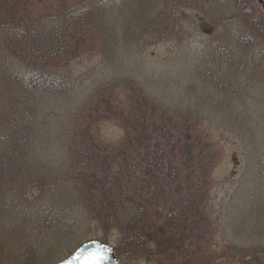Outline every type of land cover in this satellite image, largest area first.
<instances>
[{
    "label": "trees",
    "instance_id": "1",
    "mask_svg": "<svg viewBox=\"0 0 264 264\" xmlns=\"http://www.w3.org/2000/svg\"><path fill=\"white\" fill-rule=\"evenodd\" d=\"M33 1L0 0V250H11L8 264H57L73 253L58 251L66 238L86 224L114 245L121 264H264V244L235 236L239 222L251 225L255 201L264 219V144L252 156L240 124L264 91V15L254 1L51 0L39 15ZM187 24L220 39L206 44L194 69L198 80L208 77L192 90L210 108L176 109L135 80L97 82L91 71L59 69L97 47L114 66L145 43L184 40ZM75 92L82 98L65 117L44 103ZM219 94L235 108L226 98L214 104ZM209 120L244 142L253 175L243 180V204L228 223L234 232L223 229L218 252L211 251L221 226L210 205L218 154L205 138ZM106 122L124 131L121 144L99 139L96 125Z\"/></svg>",
    "mask_w": 264,
    "mask_h": 264
},
{
    "label": "rangeland",
    "instance_id": "2",
    "mask_svg": "<svg viewBox=\"0 0 264 264\" xmlns=\"http://www.w3.org/2000/svg\"><path fill=\"white\" fill-rule=\"evenodd\" d=\"M63 1L69 5L76 2V0ZM253 1L258 12L264 15V0ZM51 2V0H34L32 10L38 15L46 13L50 9ZM186 28L189 36L184 40L162 44L145 43L142 47L144 51H140L142 56L135 50L130 49L115 61L114 66H108L109 62H104L102 54L97 47L94 52L91 51L82 56L72 58L59 69L62 73L69 75H83L91 71L93 72L92 78L98 79L97 82L118 78L135 80L142 84L153 97L163 100L167 105L176 109H186L188 107L199 109L201 104L205 105L203 109L210 108L213 105L211 101L206 102L200 98L199 92L192 90L200 88L201 80L208 77L198 80L197 76L194 75V69L199 63V57L205 52L206 44L211 46L212 41V45H215L217 40L220 39L215 31L213 36L208 34L211 28L202 30L200 25L189 24L186 25ZM228 31L231 32L232 30ZM220 32H222V29L218 30V33ZM218 86L219 90L217 91H220L223 85L219 83ZM80 93L82 92H75L63 100L51 102L50 100H45L44 103L47 108L53 109L57 115L65 117L74 112L82 98ZM197 96L199 97L197 98ZM225 98L226 96L223 94L216 95L214 104L219 103L217 101L222 102ZM225 101L230 103L226 106L235 108V105L232 104L233 101L228 98ZM249 104L251 105L250 109L245 113L247 115L245 116L246 121L240 124L246 128L244 129L245 143L253 154L252 156H255L254 152L257 151L255 147L259 148V144H264V91H258L254 95V100H250ZM217 122L219 121L209 120L203 124L206 130L205 138L207 137L208 141L213 144V149L218 154V160L211 174L210 205L213 209L214 218L220 217L219 224L221 228L216 236L219 248L217 250L212 249V252H218L225 246L223 229H227V234H233L234 231L230 230L228 223L235 219V206L243 204L241 196H239V192L246 188V186H242L243 180L246 174L253 178V175L247 169L249 165L247 146L243 144L244 142L242 143V141L235 139L233 133L225 134L219 132L215 128L218 125ZM232 122L235 124V118ZM221 124L225 123L221 122ZM96 133L101 141L111 146L121 144L125 137L124 131L114 122L96 125ZM50 161L53 165L57 163L55 156L50 158ZM256 196L257 193H255L254 197ZM256 203L257 201L253 203V207L248 213L247 219L251 222V225H245V227L243 221L239 222L235 229V236L236 239H242L243 236L250 235L254 237V242L264 244V235L262 237L264 219L258 214ZM241 216L243 217V215ZM6 227L4 224V230L7 229ZM1 235L2 233H0V237ZM4 238L6 244L9 243V235L7 234ZM93 238L99 240L98 233L94 225L86 224L83 229L77 230L74 234L68 236L64 241V245L58 251L66 252L73 247L74 251L82 243ZM10 251L8 247L6 249L4 247L2 251L0 250V254L5 255V264L12 260Z\"/></svg>",
    "mask_w": 264,
    "mask_h": 264
},
{
    "label": "water",
    "instance_id": "3",
    "mask_svg": "<svg viewBox=\"0 0 264 264\" xmlns=\"http://www.w3.org/2000/svg\"><path fill=\"white\" fill-rule=\"evenodd\" d=\"M57 264H120L112 245L100 240L82 243L69 257Z\"/></svg>",
    "mask_w": 264,
    "mask_h": 264
}]
</instances>
